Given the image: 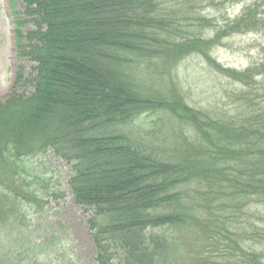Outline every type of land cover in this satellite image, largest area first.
<instances>
[{
  "label": "trees",
  "instance_id": "trees-1",
  "mask_svg": "<svg viewBox=\"0 0 264 264\" xmlns=\"http://www.w3.org/2000/svg\"><path fill=\"white\" fill-rule=\"evenodd\" d=\"M22 1L34 28L16 27L14 38L34 66L28 78L18 67L0 100V264H37L24 215L39 188L23 162L50 150L70 167L94 264H264V229L251 216L248 232L234 229L246 207L264 205V61L222 67L205 49L225 33L180 36L177 10L160 0ZM250 15L241 14L247 29L257 21ZM192 51L248 86L261 75L254 89L263 102L245 90L241 105L217 115L187 103L174 85L164 93L167 75ZM148 112L176 123L167 127L170 152L125 128ZM171 229L187 232L191 259ZM203 239L227 260L205 259Z\"/></svg>",
  "mask_w": 264,
  "mask_h": 264
},
{
  "label": "rangeland",
  "instance_id": "rangeland-1",
  "mask_svg": "<svg viewBox=\"0 0 264 264\" xmlns=\"http://www.w3.org/2000/svg\"><path fill=\"white\" fill-rule=\"evenodd\" d=\"M160 1L177 10L180 36L195 35L206 41V38L215 36L218 31L225 33L223 37L207 44L205 49L222 67L241 71L257 67L259 62L264 61V0ZM247 8L252 10L250 16L257 20L251 29L244 27L246 23L241 20V14ZM16 19L20 21V26L16 25ZM16 27L23 34L34 28L33 22L25 15L23 1L0 0V100L6 99L14 87L17 68L22 67L25 77L28 78L34 66L28 57L19 55L20 49L17 48V40L14 38ZM236 28H240L237 29L239 31H235ZM22 42L25 45L27 40L23 39ZM261 77L256 75L253 78V87L248 86L217 70L215 65L209 63L205 54L192 51L167 75L164 93H170L174 85L176 92L198 109L217 115L223 111L232 113L244 102L242 99L247 97H244L243 91L249 92L248 97H255L257 89L254 88L260 87ZM20 83H16L19 90L29 91V84ZM146 84L150 86L149 82ZM255 100L253 102H263L259 96ZM161 118L163 119L158 120L155 114L143 113L128 122L125 128L140 142L157 140L161 142L160 149L170 152L173 143L166 140L169 137L167 127L175 122L168 114ZM23 164L31 173L35 186L39 188L36 200L25 204L24 215L25 226L30 227L32 242L36 244L33 261L36 260L37 264H94L90 233L85 223L87 213L73 201L67 183L71 173L67 162L50 150L46 154L27 157ZM244 214L235 230L248 232L246 229L249 216L253 219L251 222L264 229V221L259 220L264 219V205L250 204L245 208ZM169 232L179 237L181 250H185L191 259L192 255L184 239L187 232L181 229H171ZM206 243L203 239L201 253L205 259L215 257L218 262L227 260L226 253L224 257L217 256V253L214 255L208 247H204ZM242 244L248 249L252 247L261 251L262 248L259 243L251 240H244ZM29 261L30 257H27L24 263Z\"/></svg>",
  "mask_w": 264,
  "mask_h": 264
}]
</instances>
